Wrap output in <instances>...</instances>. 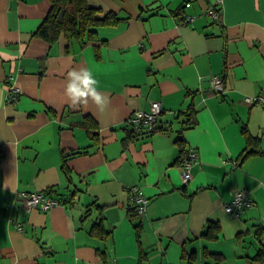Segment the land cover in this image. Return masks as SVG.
Listing matches in <instances>:
<instances>
[{"label": "crops", "instance_id": "1", "mask_svg": "<svg viewBox=\"0 0 264 264\" xmlns=\"http://www.w3.org/2000/svg\"><path fill=\"white\" fill-rule=\"evenodd\" d=\"M89 3L119 21L51 44L34 35L51 0H0V264H264V156L241 159L243 126L264 150V0ZM80 68L104 107L68 100ZM153 101L157 126L132 134L127 119ZM51 189L57 205L25 208L23 193ZM237 190L254 204L234 217L224 207Z\"/></svg>", "mask_w": 264, "mask_h": 264}, {"label": "trees", "instance_id": "2", "mask_svg": "<svg viewBox=\"0 0 264 264\" xmlns=\"http://www.w3.org/2000/svg\"><path fill=\"white\" fill-rule=\"evenodd\" d=\"M51 2L52 6L50 11L47 13L45 19L43 20L37 31L34 33L35 36L40 37L51 44L56 43L62 34L68 38L70 44L73 41L84 43L86 39L95 40L97 39L95 28L100 26L113 25L119 21V17L116 13L113 12L108 13L102 18L100 16V9L91 6L89 0H51ZM213 7L219 12V9L216 6ZM69 47L70 45L67 47L68 51ZM151 108L152 103L150 109L136 110L129 116V118L134 116L138 111L148 112L151 110ZM162 112L163 107L161 113ZM161 113L159 114V116L161 115ZM191 115V119L193 120V113H191ZM192 124L194 123L192 122ZM84 125L88 128V130L92 134V137H96L98 133H92V124L90 123L89 119L84 122ZM127 125L129 126L130 124L127 123ZM156 126L157 123L154 124L152 127L146 126L145 128H148L151 131V129L155 128ZM141 128H144V125H142ZM130 129L132 134H138V132H136L133 128L130 127ZM242 131L246 136L247 146L243 151V156L241 159L243 160L246 157L255 154L264 156V150L261 148L259 143L260 138L251 135L248 132L247 127L243 126ZM82 152L86 151H78L74 154ZM44 192L49 196H52L54 199L58 200L53 196V193L55 192L54 189L47 190ZM96 227H99L101 230H103V226L101 223H97ZM105 236H107L106 232L104 233L103 237ZM258 257L263 259L264 261V248L259 251Z\"/></svg>", "mask_w": 264, "mask_h": 264}, {"label": "built area", "instance_id": "3", "mask_svg": "<svg viewBox=\"0 0 264 264\" xmlns=\"http://www.w3.org/2000/svg\"><path fill=\"white\" fill-rule=\"evenodd\" d=\"M189 6L190 3H187ZM209 13L216 20L219 19L220 14L214 8H210ZM186 22H191L194 20V16L189 15L184 18ZM212 86L217 92H222L225 89V83L221 75H213L211 77ZM19 89L14 84H9L8 94L6 101L12 103L17 100ZM251 99V98H250ZM259 100L264 102V97H258ZM162 111V105L159 101L152 102V108L150 111H138L134 116L127 119L129 126L133 128L136 132L140 133L148 128L146 126L152 127L157 123L159 114ZM144 125V128L141 126ZM149 130V129H148ZM197 159V153L195 150H189L186 155V159L182 164V177L184 183H188L192 179V164ZM23 201L25 208L31 210L36 207H42L44 210H48L53 206L59 203L58 200L54 199L52 196H49L44 191H37L32 193H23ZM131 198L134 204L137 207L138 213L143 214L146 211L147 207V197L139 192L138 188L134 187L131 190ZM254 200L250 195V192L247 190H237L233 193L232 199L225 204V211L234 217H239L246 208L252 206Z\"/></svg>", "mask_w": 264, "mask_h": 264}, {"label": "clouds", "instance_id": "4", "mask_svg": "<svg viewBox=\"0 0 264 264\" xmlns=\"http://www.w3.org/2000/svg\"><path fill=\"white\" fill-rule=\"evenodd\" d=\"M68 80L70 82L65 88V94L74 106L86 105L89 97L99 107L105 106L103 101L107 100V97H102L97 91L98 81L93 78L91 71L86 68H80L79 71L73 69L68 73Z\"/></svg>", "mask_w": 264, "mask_h": 264}]
</instances>
